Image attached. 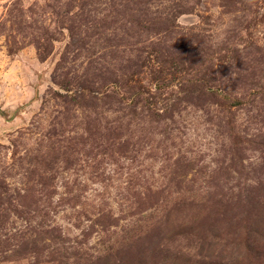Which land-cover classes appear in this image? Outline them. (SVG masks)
Listing matches in <instances>:
<instances>
[{
  "label": "rangeland",
  "instance_id": "obj_1",
  "mask_svg": "<svg viewBox=\"0 0 264 264\" xmlns=\"http://www.w3.org/2000/svg\"><path fill=\"white\" fill-rule=\"evenodd\" d=\"M0 264H264V0H0Z\"/></svg>",
  "mask_w": 264,
  "mask_h": 264
}]
</instances>
